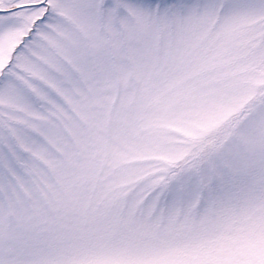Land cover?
<instances>
[{"label": "snow or ice", "instance_id": "snow-or-ice-1", "mask_svg": "<svg viewBox=\"0 0 264 264\" xmlns=\"http://www.w3.org/2000/svg\"><path fill=\"white\" fill-rule=\"evenodd\" d=\"M0 264H264V0H0Z\"/></svg>", "mask_w": 264, "mask_h": 264}]
</instances>
